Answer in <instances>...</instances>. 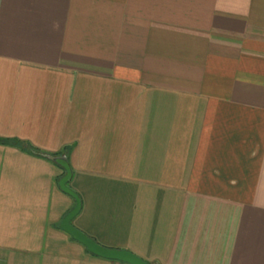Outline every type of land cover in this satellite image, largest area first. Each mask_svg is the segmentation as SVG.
<instances>
[{
  "label": "crops",
  "instance_id": "obj_1",
  "mask_svg": "<svg viewBox=\"0 0 264 264\" xmlns=\"http://www.w3.org/2000/svg\"><path fill=\"white\" fill-rule=\"evenodd\" d=\"M264 264V0H0V264Z\"/></svg>",
  "mask_w": 264,
  "mask_h": 264
},
{
  "label": "water",
  "instance_id": "obj_2",
  "mask_svg": "<svg viewBox=\"0 0 264 264\" xmlns=\"http://www.w3.org/2000/svg\"><path fill=\"white\" fill-rule=\"evenodd\" d=\"M54 161L65 171L64 177L59 181L60 189L65 194L71 196L76 202L74 209L63 220L61 225L62 230L70 235L73 240L82 244L88 252L94 256L107 260L118 261L124 264H149L130 251L104 247L73 226V220L81 212L82 200L80 196L69 187V183L73 178V172L67 158H54Z\"/></svg>",
  "mask_w": 264,
  "mask_h": 264
}]
</instances>
